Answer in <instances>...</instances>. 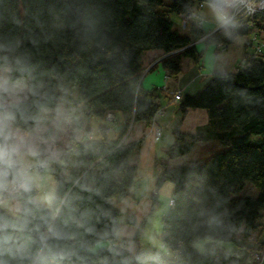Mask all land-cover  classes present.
<instances>
[{
    "label": "trees",
    "instance_id": "obj_1",
    "mask_svg": "<svg viewBox=\"0 0 264 264\" xmlns=\"http://www.w3.org/2000/svg\"><path fill=\"white\" fill-rule=\"evenodd\" d=\"M204 4L222 6L218 0H0V68L27 80L26 116L39 115L48 125L72 91L86 118L119 113L124 120L117 139L82 135L52 161L50 207L37 201V188L5 198H18L19 207L11 213L0 206V264H250L258 247L249 238L264 219V57L253 52L244 54V68L215 72L198 93L181 98V113L204 110L214 130L172 131L155 185L173 187L162 217V248L130 254L117 240L120 213L112 202L132 186L129 159L137 149L121 140L131 121L149 127L160 108L158 89L141 87L142 55L162 51L161 65L174 77L183 59H201L198 40L228 47L248 35L224 28L203 38L210 31L192 26L186 36L172 29L171 15L198 13ZM254 25L264 31V15ZM30 124L18 121L22 129ZM211 138L228 149L204 163L168 165ZM248 185L256 196L242 193ZM157 204L153 195L152 207ZM126 223L135 226L132 216ZM142 228L143 222L135 238ZM200 241L202 252L195 247Z\"/></svg>",
    "mask_w": 264,
    "mask_h": 264
},
{
    "label": "crops",
    "instance_id": "obj_2",
    "mask_svg": "<svg viewBox=\"0 0 264 264\" xmlns=\"http://www.w3.org/2000/svg\"><path fill=\"white\" fill-rule=\"evenodd\" d=\"M208 6V7H207ZM213 6L204 4L198 9V14L205 20L203 31H211L220 19L215 18ZM215 14H217L215 12ZM179 18V16H177ZM180 20V18H179ZM179 28V26H178ZM178 31V30H177ZM186 35V34H181ZM186 36H190L187 32ZM244 39L237 38L233 44L229 45L224 52H218L213 45L205 46L202 42L196 44L197 50L202 52L199 62L190 59L181 61V71L177 76L170 77L168 72L162 67L160 59L165 54L159 50L145 52L141 57L142 71L140 75V84L143 90L148 91L158 89L160 95V108L163 114L156 118L161 135L158 139H152L148 127L143 123L133 125V132L127 144L137 145V149L130 156V163L135 166V175L132 186L129 188L127 195L112 202L114 207L119 211L117 240L126 244L125 250L130 254L137 250H144L148 243L142 241V230L136 237L137 226L147 221V217L152 213L155 207H152V196L155 195L157 202L168 199L170 201L172 194V185L166 183L159 189H156V175L161 171V165L165 160L166 150L172 145L174 139L172 131L175 127L184 133L200 134L208 128L214 130V126L204 110H187L181 113L179 106L180 101H175L173 95L180 93L181 98L185 95L198 93L211 75L215 72L232 73L238 67L243 55L252 52V49L244 50ZM121 122L122 116L118 113ZM102 121V120H101ZM123 123V122H122ZM101 126H104L103 124ZM121 127L115 128L114 137L108 140H115L119 137ZM117 129L118 132L116 131ZM116 131V132H115ZM95 139L94 137H91ZM101 139V138H98ZM218 141L211 138L197 143L198 146H206L204 152L206 157L213 154L212 148H216ZM196 145V144H195ZM194 145V146H195ZM220 145V144H219ZM193 146V147H194ZM221 146V145H220ZM170 162V161H169ZM168 165L171 167L170 163ZM55 188V187H54ZM162 215H164L162 213ZM132 216L135 220V226L127 224V217ZM155 236V235H154ZM264 240V219L260 222V227L252 233V239ZM157 247L160 243V234L155 236ZM154 244V245H155ZM149 247V246H148ZM162 248L159 246V249Z\"/></svg>",
    "mask_w": 264,
    "mask_h": 264
},
{
    "label": "rangeland",
    "instance_id": "obj_3",
    "mask_svg": "<svg viewBox=\"0 0 264 264\" xmlns=\"http://www.w3.org/2000/svg\"><path fill=\"white\" fill-rule=\"evenodd\" d=\"M213 16L217 18L218 20V15L215 14V12ZM170 20L173 23V27H172L173 30H178L180 34H186V35H187V32H190L188 25L185 27V31L178 28L180 20L176 15H171ZM219 24H220V21L216 25H214L213 29L210 32H215ZM224 28H231V27L229 25H226ZM224 28H222L221 30H223ZM256 37L257 39H255V41H258V40L264 41V33L257 34L255 32L252 33V31H249L246 37H242L245 41L244 43L245 51L254 48L253 45L255 41L253 38H256ZM251 38L253 40H251ZM226 49L227 47H225L224 49L219 48L217 50L218 52H224ZM243 57L240 63L245 62ZM161 60L162 58L160 59V62ZM4 69L5 68H0V71H3ZM23 82L26 84V89L23 94L24 100H26L28 97L27 80H23ZM67 93L70 98L68 100L60 99L58 106L55 110V118L47 125L50 130L49 134L53 137V142L51 143L50 150L52 153H58V156H56L53 160L58 159V157H60L64 153V150L69 146V143L71 140L78 141L81 139L82 135H85L88 139H91V137L98 139V138H102V136L107 137L108 134H110L109 138L111 139L112 137H114L113 130L117 127L123 126L124 124V120L122 121L123 122L122 123L118 114H113V116H110L107 119L106 117H104L103 119H97V118H92V117L86 118L84 115L85 109L82 108V106L79 103L75 102V98H76L75 93H73L72 91L70 92L67 91ZM159 109H160V114H159L160 116L163 114V109L162 108H159ZM102 124L104 126H101ZM134 124L136 123H133V121L129 123L128 129L125 132V135L122 137V140H121L122 143L127 144V142L129 141L131 133L133 132ZM152 124H150V126L148 127L149 134L152 136V139L156 140L160 136L157 137L156 133H154ZM154 124H155V127L158 128L157 131H159L161 135L160 128L158 127L157 122L155 121ZM118 130L119 129H117L116 131L118 132ZM257 139H258L257 136H253L251 137L250 142L255 143ZM214 145H216L215 149H213V147L210 146V148L214 150L213 154L219 153V152H222L228 149L227 147L220 146L219 143L214 144ZM202 147H206V146H198V144H196L187 155L171 160L169 162L171 167L175 168L179 166H185L193 161H199L202 163L206 162V160L209 157L208 156L206 157L205 155L206 153L204 152V148ZM54 187H55V183L52 180L51 176L49 175V172L44 173L43 179L40 181V186L37 188L39 191L36 197L37 201L46 207H50L51 204L47 203L45 198L48 196H52V197L54 196ZM250 191H251V194H250ZM242 193H245L246 195L248 194L251 196H256L257 190L253 188L252 186L248 185L243 190ZM6 197L8 196L6 195ZM0 206L6 211L8 210L11 213H16L19 207L18 198L14 197L11 200H4L3 203H0ZM168 208H169V200L168 199L164 200L161 198V200L158 201V205L154 208L152 213L147 217V221L144 223L143 228H142L141 244H143L144 241L148 242V243H145L147 245L146 247H143L144 249L151 248V249L158 250L159 246H161L159 244V246L157 247V245L153 242L156 241L155 236H157L158 234H161L162 232V217H163L162 213L164 214L168 210ZM256 240L257 239L254 238L251 244L255 245L256 248L258 247L257 248L258 252L254 251L252 255L259 254V253L261 254L262 252H264V240L259 241L261 243V246H259ZM204 245H205V242L200 241L196 243L195 247L198 249L199 252H202ZM221 246L227 252H231L232 250H234V247L232 244L222 243Z\"/></svg>",
    "mask_w": 264,
    "mask_h": 264
},
{
    "label": "clouds",
    "instance_id": "obj_4",
    "mask_svg": "<svg viewBox=\"0 0 264 264\" xmlns=\"http://www.w3.org/2000/svg\"><path fill=\"white\" fill-rule=\"evenodd\" d=\"M234 3L235 0H223L220 8L213 6L223 24L228 23L224 9ZM9 73L10 69L0 71V203L6 194L31 193L38 188L43 174L58 156L50 150L53 137L49 134L47 122L39 115L25 114L23 94L26 84L22 79H13ZM18 121L31 124L22 129ZM52 199V196L45 198L49 204ZM48 232L59 238L60 234L54 228L49 227Z\"/></svg>",
    "mask_w": 264,
    "mask_h": 264
},
{
    "label": "built area",
    "instance_id": "obj_5",
    "mask_svg": "<svg viewBox=\"0 0 264 264\" xmlns=\"http://www.w3.org/2000/svg\"><path fill=\"white\" fill-rule=\"evenodd\" d=\"M223 5V0H218ZM228 15V23L223 24L220 20V24L218 25L215 32H210L206 34L203 38L209 37L210 35L220 31L226 25H229L231 28H239L241 30H245L246 32L252 31L255 33H264V31H259L258 28L254 27V18L257 15H264V0H235V3L231 7H227L225 9ZM189 26V31L191 27H195L196 29H202L204 26V19L198 15L196 12H190L180 17L179 29L185 31V27ZM254 41L256 38H253ZM251 38V40H253ZM202 40H198L195 44L201 42ZM193 44V45H195ZM252 45V44H251ZM254 48L252 52L257 57H264V41L258 40L254 43ZM225 45H218L217 49H224ZM246 65L245 62L240 63V65L234 70L242 69ZM175 100H181L180 93L174 94ZM160 114V109L155 114L156 118ZM110 116H113V113H107L105 115L106 119ZM154 133H156L157 137L160 136V133L157 127H155L154 122H152ZM7 195V194H6ZM8 196V195H7ZM13 196V195H12ZM125 243H122V247L125 248ZM264 263V252L261 254H254L251 256L250 264H262Z\"/></svg>",
    "mask_w": 264,
    "mask_h": 264
}]
</instances>
